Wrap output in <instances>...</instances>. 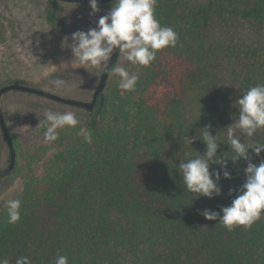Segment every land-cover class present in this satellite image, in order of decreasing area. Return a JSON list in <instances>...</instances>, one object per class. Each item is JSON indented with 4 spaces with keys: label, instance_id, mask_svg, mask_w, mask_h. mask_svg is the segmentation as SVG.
Masks as SVG:
<instances>
[{
    "label": "trees",
    "instance_id": "trees-1",
    "mask_svg": "<svg viewBox=\"0 0 264 264\" xmlns=\"http://www.w3.org/2000/svg\"><path fill=\"white\" fill-rule=\"evenodd\" d=\"M154 8L179 40L149 67L130 69L139 75L135 91L118 89V77L107 83L99 115V100L93 112L62 104L85 116L76 128L58 129L50 144L24 151L10 133L30 175L17 198L20 221L0 220V259L8 264L20 257L55 264L59 255L68 264H264V215L229 231L200 214L231 204L237 193L229 189L245 182L247 162L228 160L232 178H221L222 195L212 199L184 191L178 173L181 160L205 151L201 140L186 138L207 125L220 136L218 155L230 156L225 127L242 93L264 84V46L228 47L210 29L232 21L264 32V0H156ZM16 35L15 21L0 11V53ZM44 132L40 123L36 135ZM252 141L264 143V130ZM249 155L254 164L264 159V152Z\"/></svg>",
    "mask_w": 264,
    "mask_h": 264
},
{
    "label": "clouds",
    "instance_id": "clouds-1",
    "mask_svg": "<svg viewBox=\"0 0 264 264\" xmlns=\"http://www.w3.org/2000/svg\"><path fill=\"white\" fill-rule=\"evenodd\" d=\"M156 0H112L110 10L96 22V27L86 32L78 30L70 37H64L62 48L71 50L73 59L80 67L103 68L111 75L118 77L117 87L123 92H133L139 82V75L130 73L123 62L133 66L149 67L157 58V53L167 48H175L179 34L173 28L162 26L155 15ZM90 15L100 11L98 0H89ZM69 39L71 43H69ZM118 53L122 62L111 66L113 54ZM65 63H61L63 66ZM49 84L55 89L66 88L67 82L56 77ZM232 107L238 112L232 116V123L226 126L230 156L218 155L221 147L218 132L212 134V126L199 129V134L187 137L190 145L197 139L206 146L200 153L178 164V173L182 180L184 191L197 194L195 198L207 197L212 199L222 195L221 178L231 179V171L227 164L230 159L233 164L240 159L246 161L243 169L245 182L239 189H229V195L236 192L229 206H221L220 211L204 209L200 214L209 221H218L229 231L236 227L250 228L264 215V159L254 164L249 155L251 149L256 156L264 152V143L253 142L252 137L264 130V84H257L242 93ZM42 123L45 128L44 137L47 142L58 139V129L76 128L79 118L72 111L57 112L45 110ZM235 116V118H233ZM84 143L91 144L93 137L90 131L81 129ZM238 133V134H237ZM243 141V142H242ZM212 165L220 169L210 171ZM21 200L5 201L7 223L15 225L21 219ZM0 264H8L7 259H0ZM16 264H30L27 257H20ZM55 264H68V257L57 256Z\"/></svg>",
    "mask_w": 264,
    "mask_h": 264
},
{
    "label": "rangeland",
    "instance_id": "rangeland-1",
    "mask_svg": "<svg viewBox=\"0 0 264 264\" xmlns=\"http://www.w3.org/2000/svg\"><path fill=\"white\" fill-rule=\"evenodd\" d=\"M112 2L99 5L100 11L90 15L89 4L60 0H0V11L13 19L17 35L0 53V88L19 84L55 94L62 98L90 102L101 80L103 68L80 67L73 59L70 49L62 48L64 37L72 33L96 27L98 19L111 8ZM214 42H223L228 47L264 46V32L248 23L216 21L210 29ZM69 43L71 40L69 39ZM65 63L59 67L61 63ZM122 62L119 57L117 64ZM130 71L133 67L123 62ZM231 82L233 77L225 74ZM60 77L67 82L66 88L55 89L51 79ZM117 77L110 75L107 83ZM1 107L9 133L18 137L22 150L28 151L31 144H50L45 137L37 136L36 130L44 119V111H72L76 116H85L84 110L65 107L41 96L10 92L3 96ZM25 112V119L22 118ZM15 146V145H14ZM16 150V147H15ZM17 154L14 171L0 178V220L7 213L5 201L17 199L29 177L24 156ZM10 165V149L0 126V171ZM39 172L41 169L36 168Z\"/></svg>",
    "mask_w": 264,
    "mask_h": 264
},
{
    "label": "water",
    "instance_id": "water-1",
    "mask_svg": "<svg viewBox=\"0 0 264 264\" xmlns=\"http://www.w3.org/2000/svg\"><path fill=\"white\" fill-rule=\"evenodd\" d=\"M60 1L74 2V3H79V4H89V0H60ZM110 2H112V0H98V5L107 4ZM119 57L120 56H118V53L113 54L112 60L110 61L111 66L113 67L115 66ZM110 75H111L110 71L103 70L99 85L95 91L92 101L90 102L62 98L55 94H51L45 91L37 90L31 87L19 85V84H11V85L1 87L0 88V126H1V129L4 133V136L7 140V144L10 149V165L7 169L0 171V178L9 176L14 171L16 162H17V154H16L15 146L10 136L9 129L6 125L4 112L1 107V102H2V98L4 95L10 92L33 94V95L41 96L43 98L57 102V103H62V104H66L69 106H76L79 108H84L90 112H93L95 110L96 103L99 100V103H100V108L98 110V115H99V113L103 110V107H104L105 96L103 93L106 88L107 82L110 78Z\"/></svg>",
    "mask_w": 264,
    "mask_h": 264
}]
</instances>
